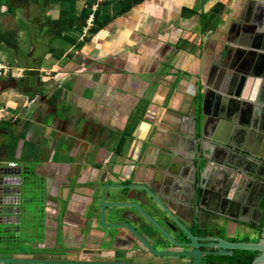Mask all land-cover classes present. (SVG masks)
I'll return each instance as SVG.
<instances>
[{
	"label": "crops",
	"instance_id": "0c3cea01",
	"mask_svg": "<svg viewBox=\"0 0 264 264\" xmlns=\"http://www.w3.org/2000/svg\"><path fill=\"white\" fill-rule=\"evenodd\" d=\"M88 4L94 24L82 26ZM55 21L64 31L57 37L50 34ZM0 28L18 32L20 49L0 45V66L12 70L0 77V108L7 112L0 123V163L32 169L47 196L35 258L79 243L86 219H100L98 194L88 188L104 184L149 186L174 213L192 201L195 190L203 197L196 203L200 211L218 224L204 233L183 218L193 234L257 238L264 210L251 202L264 161L246 155L250 163L241 169L254 183L250 210L225 206L200 179L207 183L212 168L218 170L223 143L246 147L243 129L255 142L264 138L263 111L247 128L229 116L237 106L233 100L225 102V120L218 126L207 125L203 115L206 84L213 74L218 79L227 47L264 46V0H7L0 3ZM234 62L235 57L227 62L226 75ZM251 63L240 73L252 80L249 88L230 80L223 83L224 94L264 100V57ZM255 147L248 148L260 154ZM197 158L209 161L205 174ZM141 205L176 239H186L156 203ZM87 240L84 247L95 242Z\"/></svg>",
	"mask_w": 264,
	"mask_h": 264
},
{
	"label": "water",
	"instance_id": "95a60500",
	"mask_svg": "<svg viewBox=\"0 0 264 264\" xmlns=\"http://www.w3.org/2000/svg\"><path fill=\"white\" fill-rule=\"evenodd\" d=\"M259 45L256 43L252 48L241 47L240 44L227 47L226 64L220 69L218 79H214L213 74L206 84L203 115L208 120L207 125L218 126L225 120L227 100L236 102L240 99L239 107L230 109L229 116H237V122L245 125V128L251 127L252 122L254 124L262 111L264 112L263 99L248 95L235 96L230 91L224 94L226 92L223 86L224 82L230 85L231 82L235 84L239 81V87L242 84L249 88L252 80H247L240 73L252 67L253 57H264V46ZM234 57L235 62L230 68L232 72L226 75V68L229 67L227 62L231 63ZM201 133L206 138V126L201 129ZM242 134L248 141L246 147L223 143L226 147L223 150L225 158L217 159V172L212 168V179L207 184L202 176L200 183L203 182V187L211 190V193L217 196L222 194L220 197L225 206L242 207L241 211H244L250 210L246 206L249 204L247 197L253 190L254 183L241 169L250 163L246 155H257L264 161V138L255 142V137L244 129ZM250 145L256 146V150L262 152L258 154L250 150ZM196 160L197 168L202 173L210 170L207 159ZM259 177L261 182L256 183L259 186L251 202L255 208H260L264 196V175ZM158 181V178L151 177L152 184H157ZM88 189H94L98 194L96 201L100 203L99 221L86 219L80 229L79 243L66 244L55 251H49V258H35L32 252H35L36 232L40 229L42 207L47 196L32 169L4 166L0 163V264H203L210 256H233L239 250L258 252L259 255L252 264H264V228L259 240L238 242L218 236L195 235L186 227L183 218H187L192 227L198 226L204 233H210V229L218 224L211 214L206 216L200 211L196 203L199 199L202 201L203 197H198L195 190L192 201L182 205L180 212L174 213L152 188L136 182L122 186L96 185ZM144 201L156 203L186 235V239H176L146 212L141 205ZM86 237L89 243L90 239L95 242L84 247L82 241Z\"/></svg>",
	"mask_w": 264,
	"mask_h": 264
},
{
	"label": "trees",
	"instance_id": "16d2710c",
	"mask_svg": "<svg viewBox=\"0 0 264 264\" xmlns=\"http://www.w3.org/2000/svg\"><path fill=\"white\" fill-rule=\"evenodd\" d=\"M7 0H0L1 5L6 3ZM11 3V2H10ZM92 4V2H91ZM92 14V6L89 5L88 7L83 9V12L80 15V20L82 21L84 26L88 19L90 18V15ZM68 22H73L74 20L72 18H68ZM53 22V21H51ZM59 22L62 23L63 20L61 18L59 19ZM58 21H55L53 24H55V29L50 31V34H52L54 37H57L56 35H62L64 31L57 29L59 25ZM94 24V21H93ZM61 25V24H60ZM0 32V45H2L4 48L7 49V51L12 52H19V45H18V32L15 30L12 31H6L4 29H1ZM20 53V52H19ZM11 68H9L10 70ZM11 72V71H10ZM8 72H6L7 74ZM5 74V75H6ZM2 77V76H0ZM261 208L264 210V196L261 202ZM264 228V216L262 219V222L259 226H257L256 231L258 232L257 238L254 239V241L259 240L260 234L263 231ZM259 255L258 252L255 251H235L233 256H215L211 260V264H252L255 260V258Z\"/></svg>",
	"mask_w": 264,
	"mask_h": 264
},
{
	"label": "rangeland",
	"instance_id": "374dc122",
	"mask_svg": "<svg viewBox=\"0 0 264 264\" xmlns=\"http://www.w3.org/2000/svg\"><path fill=\"white\" fill-rule=\"evenodd\" d=\"M88 5H86L84 8L88 7ZM37 8H39V6H37L36 4H33L32 9L36 10ZM47 9V8H46ZM18 19L23 20L24 16L23 15H18ZM94 21V15L91 16V18L88 20V23H91V25L93 24ZM29 26H25L24 31L27 33L26 37L28 38V46H30L31 43V25L28 24ZM22 31V30H21ZM87 31V29L85 28V32ZM1 32V30H0ZM27 38H25V41L27 40ZM25 51H27V48L25 47ZM13 54V53H11ZM15 55V54H14ZM12 57V56H11ZM10 67H7V69H9ZM234 240H237L238 242H242V241H248L250 240V236H246V235H237L236 237H234Z\"/></svg>",
	"mask_w": 264,
	"mask_h": 264
},
{
	"label": "flooded vegetation",
	"instance_id": "af4514ba",
	"mask_svg": "<svg viewBox=\"0 0 264 264\" xmlns=\"http://www.w3.org/2000/svg\"><path fill=\"white\" fill-rule=\"evenodd\" d=\"M261 46H262V44H261ZM36 49L41 50V47H38V48H36ZM248 96H251V95H248ZM239 101H240V99H239V100L237 99L236 102L234 101V103L237 105V106H235L236 108L239 107V105H240ZM208 182H209V180H208ZM208 182H207V183H208ZM205 183H206V181H205ZM221 195H222V194H218V196L216 195V200H217V198L219 197L218 200L223 201V199L220 197ZM234 211H235V210H234ZM213 257H215V256H210V257H208V259L205 260L203 264H211L210 262H211V260H212Z\"/></svg>",
	"mask_w": 264,
	"mask_h": 264
},
{
	"label": "built area",
	"instance_id": "2783aa9c",
	"mask_svg": "<svg viewBox=\"0 0 264 264\" xmlns=\"http://www.w3.org/2000/svg\"><path fill=\"white\" fill-rule=\"evenodd\" d=\"M89 25H91V23H89ZM92 26H93V24H92ZM8 70L9 69H7L6 67L0 66V76L4 75ZM6 114H7V112H5L4 109L0 108V123L5 118Z\"/></svg>",
	"mask_w": 264,
	"mask_h": 264
},
{
	"label": "clouds",
	"instance_id": "9594fccd",
	"mask_svg": "<svg viewBox=\"0 0 264 264\" xmlns=\"http://www.w3.org/2000/svg\"><path fill=\"white\" fill-rule=\"evenodd\" d=\"M3 67H6V66H3ZM6 68H7V67H6ZM9 71H10V70H8L7 72H9ZM11 71H12V70H11ZM5 74H6V73H5ZM5 74H4V75H5ZM4 75H2V76H4Z\"/></svg>",
	"mask_w": 264,
	"mask_h": 264
}]
</instances>
